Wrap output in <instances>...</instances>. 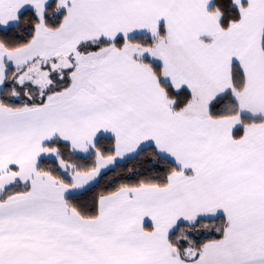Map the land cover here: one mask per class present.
<instances>
[{
  "label": "snow or ice",
  "instance_id": "obj_1",
  "mask_svg": "<svg viewBox=\"0 0 264 264\" xmlns=\"http://www.w3.org/2000/svg\"><path fill=\"white\" fill-rule=\"evenodd\" d=\"M0 264H264V0H0Z\"/></svg>",
  "mask_w": 264,
  "mask_h": 264
},
{
  "label": "trees",
  "instance_id": "obj_2",
  "mask_svg": "<svg viewBox=\"0 0 264 264\" xmlns=\"http://www.w3.org/2000/svg\"><path fill=\"white\" fill-rule=\"evenodd\" d=\"M135 164H137V161L136 160L128 161V162L124 163L123 167L124 168H127V167H131V166H133Z\"/></svg>",
  "mask_w": 264,
  "mask_h": 264
}]
</instances>
